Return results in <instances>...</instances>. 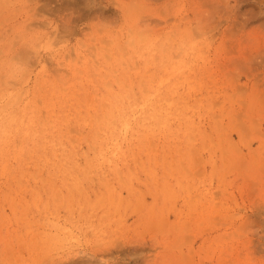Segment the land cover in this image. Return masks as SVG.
<instances>
[{"label": "rangeland", "instance_id": "374dc122", "mask_svg": "<svg viewBox=\"0 0 264 264\" xmlns=\"http://www.w3.org/2000/svg\"><path fill=\"white\" fill-rule=\"evenodd\" d=\"M0 126V264H264V0H0Z\"/></svg>", "mask_w": 264, "mask_h": 264}, {"label": "bare ground", "instance_id": "6f19581e", "mask_svg": "<svg viewBox=\"0 0 264 264\" xmlns=\"http://www.w3.org/2000/svg\"><path fill=\"white\" fill-rule=\"evenodd\" d=\"M125 104H126V103H125ZM129 106H130V105H129ZM152 106H153V105H152ZM152 106H151V107H152ZM117 107H118V106H117ZM116 109H117V108H116ZM119 109H121V108H119ZM128 109H129V108H128ZM143 109H144V108H143ZM149 109H151V108H149ZM122 110H123V109H122ZM152 110H154V109H152ZM156 110H157V109H156ZM115 111L118 112L119 110H115ZM115 111H114V113H115ZM133 111H134V110H133ZM149 111H151V110H149ZM149 111H148V112H149ZM158 111H159V110H158ZM158 111H156V112H158ZM117 112H116V113H117ZM154 112H155V111H154ZM114 113H112V114L114 115ZM121 113H122V112H120V114H121ZM123 113H124V112H123ZM132 113H133V112H132ZM141 113H142V112H141ZM144 113H145V112H144ZM149 113H150V112H149ZM107 114H108V113H107ZM117 114H118V113H117ZM146 114H148L147 111H146ZM159 114H160V112H159ZM115 115H116V114H115ZM138 115H140V114H137V116H138ZM141 115H142V114H141ZM143 115H144V114H143ZM143 115H142V116H143ZM150 115H151V114H150ZM150 115H149V116H150ZM154 115H155V114H154ZM157 115H158V114H157ZM3 116H4V115H3ZM3 116H2V117H3ZM107 116H108V115H107ZM146 116H147V115H146ZM149 116H148V117H149ZM155 116H156V115H155ZM4 117H5V116H4ZM114 117H115V116H113V118H114ZM119 117H122V116L119 115ZM148 117H147V118H148ZM109 118H110V117H109ZM111 118H112V117H111ZM111 118H110V119H111ZM115 118H116V117H115ZM136 118H137V117H136ZM145 118H146V117H145ZM147 118H146V119H147ZM152 118H153V117H152ZM157 118H158V117H157ZM106 119H107V118H106ZM118 119H119V118H117V120H118ZM131 119H132V118H131ZM146 119H145V120H146ZM7 120H8V119H7ZM100 120H101V119H100ZM119 120H120V119H119ZM122 120H123V119H122ZM122 120H121V121H122ZM142 120H144V119H142ZM147 120H148V119H147ZM149 120H150V119H149ZM2 121H3V120H2ZM4 121L6 122V120H4ZM98 121H99V119H98ZM104 121H105V120H104ZM104 121H103V122H104ZM121 121H120V122H121ZM123 121H124V120H123ZM134 121H135V120H134ZM5 122H4V123H5ZM101 122H102V120H101ZM106 122H108V121L106 120ZM106 122H105V124H108V123H106ZM109 122H110V121H109ZM111 122H112V121H111ZM113 122H114V121H113ZM116 122H117V121H116ZM145 122H146V121H145ZM148 122H149V121H148ZM130 123H131V122H130ZM133 123H134V122H133ZM105 124H104V125H105ZM146 124H148V123L146 122ZM149 124H150V123H149ZM110 125H111V124H110ZM114 125H115V124H114ZM117 125H118V124H117ZM133 125H134V124H133ZM106 126H107V125H106ZM112 126H113V125H112ZM118 126H119V125H118ZM131 126H132V124H131ZM0 127H1V126H0ZM3 127H4V126H3ZM105 128H106V127H105ZM108 128H109V127H108ZM123 128H124V127H123ZM129 129H130V128H129ZM2 130H4V129H2ZM115 130H116V129H115ZM0 131H1V130H0ZM119 131H121V130H119ZM110 132H111V130H110ZM112 132H113V131H112ZM2 133H3V132H2ZM2 133H1V134H2ZM3 134H4V133H3ZM0 137H2V135H1Z\"/></svg>", "mask_w": 264, "mask_h": 264}]
</instances>
